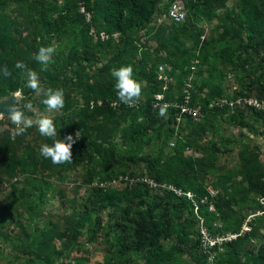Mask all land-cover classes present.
Masks as SVG:
<instances>
[{"label":"trees","instance_id":"1","mask_svg":"<svg viewBox=\"0 0 264 264\" xmlns=\"http://www.w3.org/2000/svg\"><path fill=\"white\" fill-rule=\"evenodd\" d=\"M172 1L0 0V68L6 65L9 72L0 73V99L22 91L25 99L19 106L31 103L47 112L25 86L24 71L15 67L22 61L38 74L42 87L64 90L65 105L51 118L60 139L72 135L75 140L72 162L54 165L39 155L40 144H51V140L40 136L35 127L13 137L14 126L8 116H1L0 187L5 178L19 173L35 176L51 171L65 177L63 172L78 166L83 168L82 182L89 186L81 203L64 214L61 223L49 221L32 235L22 223L17 224L23 235L19 245L22 253L29 254V264H63V256L84 229L96 233L104 213L108 228L117 232L111 255L116 260L108 258L106 264H136L139 259L147 264H193L191 259L194 264H245V258L249 264H264V215L253 219L250 232L226 242L220 250L213 248L211 263L209 253L200 247L199 221L191 202L145 180L172 184L200 198L207 194L210 183L203 176L216 167L218 144L228 141L223 134L217 141L224 117L238 125L246 124V117L264 123V111L253 107L211 104L218 98L264 100V0H237L231 8H226V0H182L183 21L158 22ZM81 5L90 12L91 21L80 12ZM216 5L226 9L218 12ZM8 6L10 12H6ZM204 22L214 23L209 37L203 36ZM91 26L110 37L95 41L89 34ZM47 45L57 51L45 70L33 56ZM195 61L190 104L200 106L198 118L182 115L176 124L174 106L167 107L166 117L158 116L163 105L153 107L154 94L162 92L166 102L182 101V88ZM164 63L172 77L166 90L157 79L158 66ZM124 65L132 66L134 79L143 85L135 107L119 103L115 93L111 72ZM227 73L233 74L237 84L231 93L223 86ZM6 121L10 128H2ZM157 140L158 152L150 155L146 147ZM137 162L144 163L146 178H137L129 170L128 165ZM219 169L216 182L210 185L218 188L212 198L215 212L206 206L199 212L211 232H238L249 211L259 209L257 198L264 196V148L246 146L239 151L234 168ZM114 179L124 186L110 187ZM34 188L37 199H30L29 190L20 191L16 199L19 204L28 198L30 213L37 215L44 191L40 185ZM216 220L221 222L219 229L213 226ZM0 236L6 238L5 233ZM254 240L259 241L257 247ZM184 254L191 257L189 261Z\"/></svg>","mask_w":264,"mask_h":264},{"label":"rangeland","instance_id":"2","mask_svg":"<svg viewBox=\"0 0 264 264\" xmlns=\"http://www.w3.org/2000/svg\"><path fill=\"white\" fill-rule=\"evenodd\" d=\"M237 0H226V8H231ZM218 12L226 8H222L216 5ZM11 11V6H8L6 12ZM3 21V20H1ZM212 24L204 22L201 26L204 27L203 36L209 37ZM151 46H154L153 42H149ZM223 86L225 90L231 93V88L236 86L235 78L232 73H227L223 76ZM241 106V105H240ZM56 112H40L37 107L32 108V114L29 117L35 118L36 114L48 115L49 117L55 115ZM1 118V117H0ZM220 124V134L217 135V141L223 134L228 139L227 143H219L220 151L217 155L216 167L212 168L208 173L204 174L203 178L207 185H211L216 182L217 175L221 172L219 168H234L238 163V153L246 146L257 145L261 149L264 148V123L254 122L248 117L245 118L246 124L238 125L226 117ZM2 128H10L8 121L4 122ZM3 130L0 128V131ZM13 131V130H11ZM222 135V136H223ZM115 140L119 142L118 135ZM151 144L150 147H146V152L150 155H154L158 152L160 140ZM220 142V141H219ZM166 150L165 147H163ZM128 164V162H127ZM129 170L135 172L137 178H146L145 165L142 162H137L128 165ZM83 172L82 166L75 167L70 171H65V177H59L56 172L47 171L35 176L22 175L21 173L13 175L4 179V183L0 187V234L5 233L6 238L0 236V264H29V254L22 253L20 243L23 241L22 233L18 231V223H22L28 235L35 233V229H41L52 222H62V216L70 213L74 207L81 203V197L84 195L88 184L82 182L81 174ZM50 175V177H46ZM46 179L48 184L43 182ZM96 182V181H94ZM118 183V181H116ZM114 182L110 187L124 186L122 184H116ZM15 185V189L12 186ZM40 185L43 188V202H37L40 208V214L30 213V207L27 206L28 198H25L22 202L24 206L16 199V195L22 190L31 191V196L37 194L35 186ZM157 191L158 190H154ZM161 192V191H160ZM37 196V195H36ZM36 196L30 197L36 198ZM22 199L21 197H19ZM20 201V200H19ZM27 206V207H26ZM102 225L97 228L96 233L89 234L84 231L75 241V244L70 250H67L62 258L63 264H106L108 258H112L111 255L115 252L114 237L117 234L115 230L108 228L107 216L103 214ZM62 241H57L60 245ZM168 240L162 241L163 245H166ZM255 247L259 245V241L254 240ZM185 260L189 261L190 256L184 254ZM116 260V259H113ZM138 260V259H137ZM194 264L193 259H191ZM244 261V259H243ZM245 264H249L245 258ZM136 264H147L141 259L136 261ZM154 264V263H152ZM176 264H183L179 262Z\"/></svg>","mask_w":264,"mask_h":264},{"label":"clouds","instance_id":"3","mask_svg":"<svg viewBox=\"0 0 264 264\" xmlns=\"http://www.w3.org/2000/svg\"><path fill=\"white\" fill-rule=\"evenodd\" d=\"M57 49L53 45L40 46L34 54L33 59L47 69V66L53 62V56ZM15 67L24 71L25 86L32 90L37 97L40 98L48 112H56L63 109L65 105V93L62 88H44L41 86L38 74L28 68L22 61H17ZM0 73L9 75L7 66L0 68ZM114 78V89L119 103L129 107L137 106L142 97L143 85L133 77V68L130 65L120 66L111 72ZM15 103L10 106L8 119L14 126L12 136H22L29 128L35 127L40 136L51 140V144L42 143L39 146V155L51 161L54 165H61L72 162V146L75 140L72 135H67L64 139H60L57 133V127L54 120L48 115L36 114L35 118L25 114L23 109L32 111L31 103L19 106L21 100L25 99L23 92L12 93ZM90 107L94 104L90 102ZM167 105L159 107L158 116L166 117ZM3 113H0L2 116ZM78 136V135H77Z\"/></svg>","mask_w":264,"mask_h":264},{"label":"built area","instance_id":"4","mask_svg":"<svg viewBox=\"0 0 264 264\" xmlns=\"http://www.w3.org/2000/svg\"><path fill=\"white\" fill-rule=\"evenodd\" d=\"M80 12H82L85 16V19L87 21H91V14L90 12L86 11L84 6L81 5ZM186 15L185 6L183 4L182 0H174L170 3V5L167 7L165 11H163L159 17L158 22H163V20H167L174 23H179L184 20ZM89 34L93 37L95 41L97 40H106L110 37V35L104 31H97L94 26H91L89 29ZM113 36H116V33L113 34ZM203 37V36H201ZM195 65L191 66L192 74L188 77L187 81L185 82L183 88H182V101L180 102H166L163 101V93H155L154 98L152 100L153 107H157L160 104L167 105V106H174L177 108L176 112V124L180 122L181 116L189 114L193 118L197 119L198 115H200V106L199 105H192L190 104L191 100V79L194 75V71L196 69V61L194 62ZM166 64H160L158 66V76L157 79L162 83V90H166L168 87V84L171 82L172 77H170L166 72ZM211 104H214L216 106H229L230 108H233L235 104L241 105V106H249L253 107L255 110L264 111V100L257 99L255 97L251 96H245L238 98L236 100L233 99H227V98H218L213 100ZM173 144V142L171 143ZM119 180L122 179V177L118 178ZM146 182L149 183L151 187H158L165 190H170L177 196H184L187 198L192 206L194 214L196 215L198 221H199V241H200V247L203 253H209L208 261L213 263L215 259V252L213 248L217 247L219 250L222 248V246L229 241L234 240L237 236H240L242 234H245L247 232H250L252 229V221L256 216H263L264 215V196L258 197V202L260 204L259 209H257L255 212L249 211V213L244 217L241 226L239 228L238 232H222V231H216L211 232L209 228L206 226L204 217L200 214L199 209L201 206H206L207 209L211 212H215V207L212 202V198H214L218 193L217 187L207 186V194L201 196L200 198H196V195L193 191L190 190H183L180 187H176L172 184L163 183L161 185H158L154 180L145 179ZM115 182V179L112 181V183ZM213 226L217 229L221 227L220 220H216L213 222Z\"/></svg>","mask_w":264,"mask_h":264},{"label":"water","instance_id":"5","mask_svg":"<svg viewBox=\"0 0 264 264\" xmlns=\"http://www.w3.org/2000/svg\"><path fill=\"white\" fill-rule=\"evenodd\" d=\"M12 93H16V92H11L6 98L0 99V113H3V115L5 116H8L10 106L15 103V99Z\"/></svg>","mask_w":264,"mask_h":264}]
</instances>
